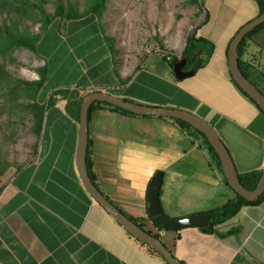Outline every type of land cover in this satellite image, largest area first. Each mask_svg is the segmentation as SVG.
Segmentation results:
<instances>
[{
    "label": "crops",
    "instance_id": "0c3cea01",
    "mask_svg": "<svg viewBox=\"0 0 264 264\" xmlns=\"http://www.w3.org/2000/svg\"><path fill=\"white\" fill-rule=\"evenodd\" d=\"M198 4L203 14L192 31L205 44L199 66L185 70L192 74L175 78L164 56L180 57L170 48L142 45L114 60L96 18L87 15L61 23L66 33L64 39L54 35L49 45L50 60L43 63L48 74L37 99L45 102L66 84L77 88L79 96L95 89L138 104L183 109L217 132L238 176L262 174L264 118L235 86L227 57L236 32L260 15L259 2ZM65 57L70 63L61 68ZM240 59L248 78L264 89V27L247 40ZM61 76L63 83L46 88L50 77ZM44 90L48 95L39 99ZM64 105L65 100H58L45 112L31 159L0 181V264H165L85 189L75 165L78 122ZM87 156L101 193L126 216L144 218L145 229L157 233L182 264H264V202L242 206L212 231L157 230L148 220L147 189L158 171L163 174L160 206L169 218L209 213L235 198L203 139L174 120L96 109L88 120Z\"/></svg>",
    "mask_w": 264,
    "mask_h": 264
},
{
    "label": "trees",
    "instance_id": "16d2710c",
    "mask_svg": "<svg viewBox=\"0 0 264 264\" xmlns=\"http://www.w3.org/2000/svg\"><path fill=\"white\" fill-rule=\"evenodd\" d=\"M86 8L83 11H79L72 3L66 0V5L63 7L61 0H0V13L7 12L8 16L6 19L2 20L0 23V54L3 58H7L12 60L10 51L14 49H26L30 50L34 53L37 52L39 38L42 34L47 30L48 26L53 22L58 23L59 19L62 18L64 20H73L79 19L83 16L92 15L97 18L98 26L103 34L102 27L100 24V18L105 11V2L106 0H85ZM193 3H198V0H190ZM260 5V13L264 8V0H258ZM53 3L55 5V13L51 16L46 13L44 9V4ZM36 16V20L41 22V30L42 34H32L25 30H22L20 27V22L23 19H31L33 21ZM264 27V23L257 26L251 32H249L245 38L239 43L237 48V59L240 69L243 74L248 78V74L244 67L242 66L241 55L246 47L247 40ZM103 38L107 44V47L110 52L113 53V38L111 36H106L103 34ZM205 41L203 38L196 36V32L192 31L190 35L186 39V44L184 49L182 50L180 59L177 60L175 57L167 58L165 60L169 64L171 68H173L174 64L178 61L185 59L186 63L183 65V70H187L192 67L193 64L195 66H199L198 53L199 50L203 48ZM198 62V63H196ZM34 71L38 75L37 80H26L19 77H16L10 74L5 70L4 65L0 64V114L6 113L7 118L5 124L0 123V142H4L6 129L9 128V124L15 125L19 123H24L25 121H29L31 123L30 130L38 135L41 129L42 119L46 111L51 107L55 106L58 100H65L64 110L67 114H69L72 118L79 121V113H80V104L83 96H79L77 88H61L55 90L50 93L47 100L45 102H40L37 99L38 92L40 88L43 86L45 79L48 74V69L46 66H41L35 68ZM249 79V78H248ZM234 82V81H233ZM252 82V81H251ZM253 83V82H252ZM235 84V83H234ZM254 84V83H253ZM255 85V84H254ZM235 86L238 90L247 97L259 110L261 115L264 118V114L258 108V106L253 102V100L244 93L236 84ZM256 86V85H255ZM258 88V87H257ZM259 89V88H258ZM264 95V89H259ZM110 109L112 111H117L121 113L131 114L125 110H122L118 107H114L110 104L95 102L93 103L88 111V118L91 113L96 109ZM18 117L17 120L13 121L12 117ZM177 122L183 130L190 133L191 136L200 137L203 139L205 144L207 145L209 151L213 154L214 160L217 165L220 167V163L218 158L213 151L210 144L202 137L200 133H198L195 129H193L187 123L172 119ZM4 125V127H3ZM16 126V125H15ZM6 128V129H5ZM16 128L14 127L11 130V134H14ZM1 146V144H0ZM88 150V148H87ZM87 169L89 172V176L93 183L94 175L91 172L90 161L87 156ZM11 167L8 161L4 158L2 154V150H0V177L3 176L6 170ZM19 165H15V169H18ZM261 173L249 174L243 177H240V181L243 186L247 189H253L260 178ZM261 202H264V192L255 200L248 201L241 196L235 194V198L228 200L225 204L216 207L215 209L209 211L214 216L215 223L213 225H208L204 227H200V229L204 231H212L213 226L217 224L224 223L233 217L242 206L244 205H256ZM133 222L138 224L140 227L145 229L146 220L144 218H132L127 216ZM148 220L152 223V226L157 230H176V229H166L162 228L161 225L154 222L152 217H148ZM150 235H153L156 238H159L157 233H152L150 230L145 229ZM179 230V229H178ZM137 240V239H136ZM139 241V240H137ZM141 244L147 246V249L156 255H158L162 260V256L157 253L154 249L150 248L145 243L139 241ZM165 264L166 261L164 260Z\"/></svg>",
    "mask_w": 264,
    "mask_h": 264
},
{
    "label": "rangeland",
    "instance_id": "374dc122",
    "mask_svg": "<svg viewBox=\"0 0 264 264\" xmlns=\"http://www.w3.org/2000/svg\"><path fill=\"white\" fill-rule=\"evenodd\" d=\"M79 11H83L86 8L85 0H68ZM202 1V0H198ZM63 7L66 5V0H61ZM44 9L47 14L53 15L55 12V5L53 3L44 4ZM202 7L198 3H193L190 0H106L105 11L100 18V24L103 34L111 36L113 38V46L120 51L116 54L113 51V59L116 60L120 57L128 54L132 55L133 51L140 50L143 45L148 50L154 49V47H160L164 49H173L174 52L180 57L182 49L185 45L187 37L192 32L194 25L197 24L202 17ZM8 16L7 12L0 13V23ZM59 19L58 23H52L48 26L46 32L42 34L41 22L36 20V16L33 21L31 19H23L20 22V27L32 34H42L39 38L42 48H38L34 53L26 49H14L9 52L12 56V60L3 58L0 54V64L4 65L5 70L10 74L26 79L32 80L38 78V75L34 71L35 68L43 66L44 62L48 58L47 52L49 45L53 42L54 35L64 39L65 26H62V22L65 20ZM97 20V18H96ZM198 25V24H197ZM59 30V31H58ZM45 37L43 38V36ZM143 52L139 56L141 58ZM61 68H65V65H69V57L61 59ZM43 64V65H41ZM60 66L54 71L55 74H59ZM53 66H51V69ZM67 70V69H66ZM55 74L53 76H55ZM63 80L62 76L57 79L51 80L46 83V88L50 87V84L57 86V82ZM249 80L252 81L256 87L263 90V87L258 81H254L251 76ZM52 82V83H50ZM63 83V82H61ZM63 84L62 87H65ZM98 91L95 89H88L81 94L85 96L88 93ZM200 94V92H199ZM48 95V91L44 90L40 93L39 99ZM61 100V99H60ZM61 105V103H60ZM7 118L6 113L0 114V123L5 124ZM18 117L13 116L12 120H17ZM9 128L6 129L4 142H0V150L4 158L11 165L5 175L0 177L4 179L5 176L11 173V171L17 164H22L31 159L32 146L35 144V134L31 132L29 121L19 124H9ZM1 126V125H0ZM4 127V125H3ZM16 128L14 134H11V130Z\"/></svg>",
    "mask_w": 264,
    "mask_h": 264
},
{
    "label": "water",
    "instance_id": "95a60500",
    "mask_svg": "<svg viewBox=\"0 0 264 264\" xmlns=\"http://www.w3.org/2000/svg\"><path fill=\"white\" fill-rule=\"evenodd\" d=\"M264 23V8L260 15L244 24L234 35L227 50L228 68L234 83L246 93L264 114V95L262 92L243 74L237 59V48L245 36L260 24ZM186 63L182 59L174 64L173 74L177 80L192 74V71L183 70ZM95 102L110 104L131 114L153 117H164L183 121L195 129L210 144L220 163L221 171L225 181L231 190L238 196L248 201L257 199L264 192V171L253 189L243 186L237 174L231 154L217 134V132L202 118L192 112L169 107L149 106L134 103L122 98L110 95L103 91H94L83 96L80 104L78 121V136L75 156V165L79 179L93 200L107 212L125 232L133 238L145 243L159 253L167 264H182L172 252L162 243L159 238L150 235L144 228L129 219L113 203H111L95 186L89 176L87 169V148H88V111ZM162 172H156L148 185L146 194V210L154 222L166 229H183L187 227H204L215 223L212 213L189 215L182 218H169L161 210L159 190L162 182Z\"/></svg>",
    "mask_w": 264,
    "mask_h": 264
}]
</instances>
